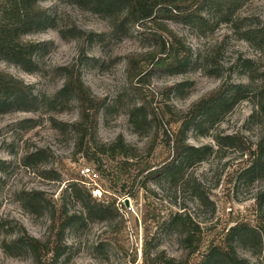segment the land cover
Listing matches in <instances>:
<instances>
[{"label":"rangeland","instance_id":"1","mask_svg":"<svg viewBox=\"0 0 264 264\" xmlns=\"http://www.w3.org/2000/svg\"><path fill=\"white\" fill-rule=\"evenodd\" d=\"M39 5L56 23L55 28L43 24L26 36L41 45L30 72L3 61L0 69L28 85L35 96L51 99L63 82L56 69L79 64L85 85L105 101L97 122L99 140L110 144L121 137L142 150L156 135L153 151L143 155L153 173L147 189L134 199L125 195L137 185L132 182L134 172L130 171L127 182L119 181L118 160L103 159L98 173L75 152L74 137L65 126L77 119L72 100L58 99L57 104L36 112H21L17 106L0 110V264H32L22 250L12 249L16 257L6 255L3 241L9 242L19 225L29 236L45 239L50 211L60 205L78 218L66 230L67 249L57 264H141L146 235L154 253L179 259L185 229L193 230L195 245L199 244L188 264H201L207 248L221 242L235 224L256 225L257 217L264 214V165L254 172L247 169L258 160L254 152L264 138V115L250 120L257 88L264 82V36L259 35L264 28V0H218L196 15L163 21L191 50V61L182 72L152 76L148 96L157 110L155 122L140 121L136 127L129 117L135 101L126 81V56L146 49L147 36L135 28L114 30L115 13L80 9L73 0H39ZM72 26L103 36L89 43L87 36L70 31ZM246 59L253 63L245 65ZM223 82L249 86L247 99L186 132L185 143L208 148L206 154L201 150L174 160L168 143L179 125L173 123L165 105L184 110ZM167 87L172 88L168 100L160 92ZM21 106L31 108L28 103ZM83 168L97 174L94 180L83 178L92 197L106 201L117 212L86 215L85 202L69 197V183ZM32 190L43 192L51 207L32 212L25 208L23 192ZM235 250L249 264H264V251L256 243L240 244Z\"/></svg>","mask_w":264,"mask_h":264},{"label":"trees","instance_id":"2","mask_svg":"<svg viewBox=\"0 0 264 264\" xmlns=\"http://www.w3.org/2000/svg\"><path fill=\"white\" fill-rule=\"evenodd\" d=\"M73 1L80 9L91 11L101 9L103 12L115 13V24L114 22L112 24L114 30H117V27L135 28L147 36L150 44L146 49L126 56V81L130 95L135 101L129 117L131 124L135 127L140 121L155 122L157 110L152 106L153 100L149 98L148 91L152 76L159 72H182L191 61V50L163 21L196 15L205 6H211L218 0ZM55 23L54 18L46 16L45 10L39 5V0H0V61L30 72L29 67L34 64V57L40 51L41 45L26 40V36L43 24L54 27ZM70 31L87 36L89 43H97L99 40L95 38L101 39L103 36L85 32L76 26H72ZM259 35L264 36L263 27ZM83 58L84 56L82 60ZM243 63L250 65L253 61L246 59ZM56 71L61 74L63 82L58 93L53 98L47 99L35 96L28 85L0 69V110L17 106L21 112H36L40 108L57 104L58 99L74 101L78 111L77 119L65 126L74 137L75 152L93 164L98 173L102 171L103 159L118 160V180L123 183L128 181L130 171H133L132 182L137 185L125 195L134 199L140 190L147 189L148 179L153 173V168L149 166L143 155H149L153 151L156 135L142 150L127 145L121 137L110 144L102 143L96 129L99 113L105 101L93 95L85 85L79 64L76 62L60 66ZM248 79L252 84L255 82L251 75ZM171 91L172 88L167 87L160 92L163 93L164 99L168 100ZM248 92L249 86L223 82L217 89L191 103L184 110L165 105L167 114L173 117V123L179 125L173 140L168 143L174 154V160L183 155H194L201 150L206 154L208 148L197 149L185 143L186 132L192 126L213 117L219 110L229 111L234 105L247 99ZM256 93L257 102L250 120H256L260 115H264V82L259 84ZM25 103H28L31 108L21 106ZM254 153L259 154L258 160H255L247 169L248 172H254L260 165H264V138L257 143ZM68 193L72 199L85 202L82 206L83 214L117 212L114 206L107 204L106 201L98 202L92 197L91 189L86 188L80 174L76 176L75 182L69 183ZM23 194L24 207L31 212L46 206L51 207V201H46L41 191L32 190ZM102 195H106L105 191ZM120 199L121 197L116 198L119 204L122 203ZM259 216L257 217L259 222L254 226L249 225L248 222H240L228 229L221 242L213 243L207 248L201 264H249L246 259L237 255L235 247L251 242L256 243L260 251H264V214ZM76 218H78L76 213L69 212L65 205L55 207L49 214L48 234L45 239L39 240L29 236L19 225L18 231L10 237L9 242L3 241V252L8 256L16 257L17 254H14L12 249L22 250L30 255L32 264H57L67 249L66 230ZM194 230L199 233L197 226ZM194 236L193 230H184L181 237L183 253L179 259H168L163 252L154 253L151 239L148 235L144 236L141 264H188L192 255L199 251V244L195 245Z\"/></svg>","mask_w":264,"mask_h":264},{"label":"built area","instance_id":"3","mask_svg":"<svg viewBox=\"0 0 264 264\" xmlns=\"http://www.w3.org/2000/svg\"><path fill=\"white\" fill-rule=\"evenodd\" d=\"M80 176L81 177H86V178H89L92 180L96 179L97 178V174H95L92 170H90L89 168H83L81 169L80 171ZM93 193H95V191H93Z\"/></svg>","mask_w":264,"mask_h":264},{"label":"water","instance_id":"4","mask_svg":"<svg viewBox=\"0 0 264 264\" xmlns=\"http://www.w3.org/2000/svg\"><path fill=\"white\" fill-rule=\"evenodd\" d=\"M124 204H125V206H128V200L127 199L124 201Z\"/></svg>","mask_w":264,"mask_h":264}]
</instances>
